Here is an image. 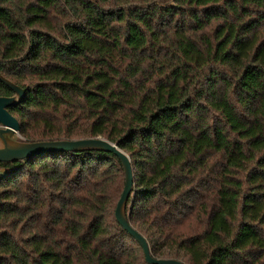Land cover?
I'll return each mask as SVG.
<instances>
[{
  "label": "trees",
  "instance_id": "16d2710c",
  "mask_svg": "<svg viewBox=\"0 0 264 264\" xmlns=\"http://www.w3.org/2000/svg\"><path fill=\"white\" fill-rule=\"evenodd\" d=\"M0 74L26 141L130 157L153 257L264 264V0H0ZM0 168V264H148L114 154Z\"/></svg>",
  "mask_w": 264,
  "mask_h": 264
},
{
  "label": "water",
  "instance_id": "95a60500",
  "mask_svg": "<svg viewBox=\"0 0 264 264\" xmlns=\"http://www.w3.org/2000/svg\"><path fill=\"white\" fill-rule=\"evenodd\" d=\"M0 82L5 84L14 93L10 97H0V163L17 162L45 153L97 151L114 154L120 159L125 174L124 190L115 211L116 220L140 244L148 264H186L178 259L153 257L146 238L129 223L126 217V207L134 189V176L130 157L117 144L104 138L40 142L22 140L20 137V124L10 114L8 109L24 101L26 90L7 80L1 74ZM14 172L15 169L0 168V180L9 177Z\"/></svg>",
  "mask_w": 264,
  "mask_h": 264
},
{
  "label": "rangeland",
  "instance_id": "374dc122",
  "mask_svg": "<svg viewBox=\"0 0 264 264\" xmlns=\"http://www.w3.org/2000/svg\"><path fill=\"white\" fill-rule=\"evenodd\" d=\"M22 140L26 141L22 136H20Z\"/></svg>",
  "mask_w": 264,
  "mask_h": 264
}]
</instances>
